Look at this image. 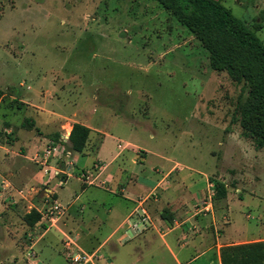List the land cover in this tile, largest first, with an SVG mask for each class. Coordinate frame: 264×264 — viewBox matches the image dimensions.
<instances>
[{"label":"rangeland","instance_id":"rangeland-1","mask_svg":"<svg viewBox=\"0 0 264 264\" xmlns=\"http://www.w3.org/2000/svg\"><path fill=\"white\" fill-rule=\"evenodd\" d=\"M215 1L264 45V0ZM247 95L246 85L210 68L202 44L153 0H0L1 147L12 144V152L26 155V138L61 125L64 133L97 112L89 123L144 150L148 163L163 157L190 168L197 189L207 191L199 172L244 194L233 217L263 238L264 145L256 147L239 125ZM42 111L64 118L50 124ZM15 157L0 148V180L12 178L22 189L8 174L17 162L6 161ZM79 159L72 174L91 167L92 156ZM22 203L7 190L0 197V264H28L29 233L38 230L27 224ZM33 235L39 264H69L60 237L35 245L42 233ZM108 253L113 262L116 254Z\"/></svg>","mask_w":264,"mask_h":264},{"label":"crops","instance_id":"crops-1","mask_svg":"<svg viewBox=\"0 0 264 264\" xmlns=\"http://www.w3.org/2000/svg\"><path fill=\"white\" fill-rule=\"evenodd\" d=\"M42 112L50 124L55 123L56 118H64L55 112ZM97 114L74 121L90 130L88 141L81 153H71L69 170L58 169L64 159L51 160L48 169L62 172L56 176L52 171L44 173L34 152L36 148L42 150L52 135L61 136L62 125L52 127L49 135H42L40 139L38 136L26 138L22 145L26 155L21 150L12 152V144L7 148L0 146L11 154V158L16 154L17 157L6 161L8 164L17 162L8 174L13 181L24 184L22 189H17L12 178L0 180L3 190L0 197L7 190L9 198H24L22 204H26L27 213L31 210L42 212L50 197L67 208L57 225L43 233L35 245L51 243L58 236L64 248L63 235L68 234L75 238L81 251L96 254L94 264H220L222 247L264 240V237L254 236L255 227L242 224L233 217L232 207L237 202L242 203L244 194L234 195L227 189L224 198H212L209 211L197 210L196 206L211 190L207 174L196 172L203 177L207 189L204 191L196 188L192 174L187 173L190 168L163 157H159L158 163H148L144 150L119 142L102 126L90 124L95 116L99 118ZM71 128L72 124L69 131ZM99 135L100 141L92 147ZM118 143L124 145L123 149L117 148ZM73 154L77 156L72 157ZM79 156H92L91 167L72 174V168L80 161ZM82 172L86 179L80 177ZM163 183L164 190L159 191L157 199H149L144 205L150 224H140L133 230L131 225L137 222V216L133 214L136 198L147 196L157 184ZM86 209L89 213L84 220ZM132 218L136 221L131 222ZM252 219L250 214L244 216L246 221ZM50 232H54L53 236H49ZM164 250L167 256H164ZM108 251L116 254L113 262ZM66 256L67 252L64 254L67 260Z\"/></svg>","mask_w":264,"mask_h":264},{"label":"trees","instance_id":"trees-1","mask_svg":"<svg viewBox=\"0 0 264 264\" xmlns=\"http://www.w3.org/2000/svg\"><path fill=\"white\" fill-rule=\"evenodd\" d=\"M153 1L169 11L202 44L213 71L225 72L232 82L247 86V99L239 111V125L254 139L256 147L264 145V45L254 31L215 0ZM88 135V128L73 124L66 149L81 153ZM59 137L56 133L50 141L58 142ZM210 183L214 198L226 196L227 188L223 183ZM25 217L32 227L40 220V213L31 210ZM220 264H264V241L222 247Z\"/></svg>","mask_w":264,"mask_h":264},{"label":"built area","instance_id":"built-area-1","mask_svg":"<svg viewBox=\"0 0 264 264\" xmlns=\"http://www.w3.org/2000/svg\"><path fill=\"white\" fill-rule=\"evenodd\" d=\"M65 132L59 137L58 142L49 141L44 148L37 155L38 163L42 167V170L45 174H48L52 171L53 175L62 174L56 169H48V165L51 160H61L64 159V171L65 168L69 170L71 166V152L66 149L68 144V136L70 134V128L64 129ZM122 144L118 143L117 148L123 149ZM80 177L82 179H86V175L82 172L80 173ZM166 178V176H164ZM160 190H164V183L157 184L147 196H139L135 200L136 207L134 209V213L137 216V222L132 223L131 227L133 230L138 229L139 225L150 224V219L148 217L147 210L144 205L149 199L156 200ZM214 195V191L210 190L209 195H207L197 206L196 209L200 211L207 212L211 209V202ZM67 208L57 199L49 198V203L42 212H40V220L34 225L35 229L38 231H34L29 233V240L31 241V245L28 247V252L26 254L28 264H39L37 262V255L33 249L35 237H33V233L42 234L45 233L51 227H54L60 219L66 214ZM63 245L67 252V260L69 264H94L97 260V256L95 253H88L81 251L76 243L75 238L68 234L63 235Z\"/></svg>","mask_w":264,"mask_h":264}]
</instances>
